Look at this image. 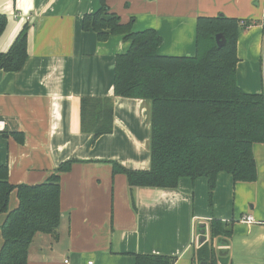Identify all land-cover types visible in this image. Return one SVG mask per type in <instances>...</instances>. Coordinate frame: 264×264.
I'll list each match as a JSON object with an SVG mask.
<instances>
[{
	"label": "crops",
	"instance_id": "crops-1",
	"mask_svg": "<svg viewBox=\"0 0 264 264\" xmlns=\"http://www.w3.org/2000/svg\"><path fill=\"white\" fill-rule=\"evenodd\" d=\"M131 30L154 29L160 55L192 56L199 16L223 14L255 21L237 37L235 77L246 93L264 89V0H106ZM100 0H0L7 25L0 36L6 52L28 23L27 59L17 72L0 71V163L13 185L39 184L63 161L59 173L61 218L53 234H36L27 264H135L136 255L175 256L193 264L200 238L208 242L215 219L231 224L227 244L212 242L218 264H264V144L253 145L254 182H234L221 172L209 196L207 180L181 178L176 188L132 191L126 170L150 167V101L113 95L115 56L129 43L121 35L98 41L82 29V17ZM111 97V133L94 138L80 131V98ZM12 133L22 134L19 141ZM18 205L16 190L8 211ZM251 215L254 222L242 221ZM6 213H0L1 225ZM208 233V234H207ZM225 251L223 256L221 252ZM67 261V262H65Z\"/></svg>",
	"mask_w": 264,
	"mask_h": 264
},
{
	"label": "trees",
	"instance_id": "trees-1",
	"mask_svg": "<svg viewBox=\"0 0 264 264\" xmlns=\"http://www.w3.org/2000/svg\"><path fill=\"white\" fill-rule=\"evenodd\" d=\"M14 1V0H13ZM132 19L123 23L110 11L106 0L82 17V29L95 32L98 41L121 35L129 43L115 56L113 95L150 101V167L145 171L126 170L116 162L113 173H123L132 191L137 187L173 189L181 178L192 182L207 180L209 196L217 176L224 172L234 182H254L257 165L253 145L264 144V89L246 93L236 82L237 37L241 28L255 21L216 16H199L195 22V53L192 56L160 55L161 38L156 30H131ZM7 16L0 14V36ZM28 23L24 24L6 52H0V71L17 72L27 59ZM224 43L218 47L215 35ZM80 131L94 138L111 133V97L80 98ZM11 136L22 140V134ZM75 159L61 162L46 181L13 185L8 168L0 163V213L3 239L0 264H27L29 246L36 234H53L59 226L60 176ZM16 190L18 205L8 211V199ZM230 223L213 219L210 237L227 244ZM203 242L193 264H218L219 254ZM225 251L221 252L223 256ZM175 256L136 255L135 264H174Z\"/></svg>",
	"mask_w": 264,
	"mask_h": 264
},
{
	"label": "built area",
	"instance_id": "built-area-1",
	"mask_svg": "<svg viewBox=\"0 0 264 264\" xmlns=\"http://www.w3.org/2000/svg\"><path fill=\"white\" fill-rule=\"evenodd\" d=\"M5 126H6L5 121L0 119V132L5 131ZM242 221H245L247 223H251V222H254V219L251 215H247V216L242 217ZM65 262H67V261H65ZM87 264H93V262L88 261Z\"/></svg>",
	"mask_w": 264,
	"mask_h": 264
},
{
	"label": "water",
	"instance_id": "water-1",
	"mask_svg": "<svg viewBox=\"0 0 264 264\" xmlns=\"http://www.w3.org/2000/svg\"><path fill=\"white\" fill-rule=\"evenodd\" d=\"M215 41H216L217 46L221 47L224 43V38L221 34H216ZM204 241H206V239L204 237H201L200 242L203 243Z\"/></svg>",
	"mask_w": 264,
	"mask_h": 264
},
{
	"label": "rangeland",
	"instance_id": "rangeland-1",
	"mask_svg": "<svg viewBox=\"0 0 264 264\" xmlns=\"http://www.w3.org/2000/svg\"><path fill=\"white\" fill-rule=\"evenodd\" d=\"M208 234V233H207ZM215 241V242H214ZM212 242H214V244L216 245V246H218V243H217V241L215 240V238H211L210 236L208 237V242H207V244L210 246V244H212ZM208 245H206V246H208ZM217 261H218V259H217ZM223 264H225V263H223Z\"/></svg>",
	"mask_w": 264,
	"mask_h": 264
}]
</instances>
